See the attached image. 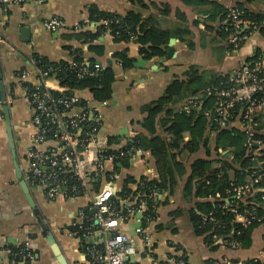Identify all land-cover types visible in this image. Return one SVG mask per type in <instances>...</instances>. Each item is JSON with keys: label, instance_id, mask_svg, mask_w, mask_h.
Masks as SVG:
<instances>
[{"label": "crops", "instance_id": "0c3cea01", "mask_svg": "<svg viewBox=\"0 0 264 264\" xmlns=\"http://www.w3.org/2000/svg\"><path fill=\"white\" fill-rule=\"evenodd\" d=\"M143 1L148 6L143 7L133 0H44L41 3L26 0L9 7L0 5V264H60L47 239L50 232L68 264H89L85 247L92 239L84 240L78 236L77 228L85 225L79 211L88 204L89 196L101 190L103 180H94L87 196L60 197L56 200L47 198L44 187L30 185L38 210V214H35L19 176H23L22 163L33 133L26 86H34L38 82L35 74L23 78L22 72L28 69L30 59L35 55L52 62L70 61L69 49L81 47L86 51V57L94 56L88 52V45H81L71 38L83 30L95 28L92 23L83 25L88 22V6L96 5L101 10L120 15L134 10L144 17L155 16L164 30L180 28L189 32L183 41L172 38L176 40L173 45L174 56L167 57L170 46L164 57L147 61L145 69L133 66L132 69L124 70L113 59L114 55L123 53L132 57L134 62L143 58L137 44H118L109 35L98 40L97 44L105 47V54L98 58L99 63L105 67L112 59L115 70L112 97L109 102L99 103L89 90L79 91L76 97L86 105L76 107L74 111L100 113L102 136L107 138L109 151L122 149L133 140L137 132L146 133L139 125L145 117L141 107L159 98L166 86L176 77L183 76L190 65L229 76L240 66L250 64L253 57L264 54V37L258 31L248 38L238 52L233 53L227 49V39L219 34L221 15H217L212 4L216 1L227 8L230 4L237 6L239 2L249 11L261 12L264 11V0H189V3L185 0ZM53 17L64 20L65 28L48 30L43 23ZM24 28H28V40L24 39ZM47 84L54 90L60 88L55 80H49ZM6 114L13 142L9 140ZM112 138L114 142H111ZM207 139L208 145L213 146L210 132ZM185 140L189 141L188 136ZM193 148L192 143L187 144V149L193 152L190 162L197 158H207L206 148L201 147L197 151H193ZM220 152L221 149L218 150ZM213 154L212 151L211 156ZM115 165L114 172L119 176L114 182L116 193L122 190L126 182L128 188L134 190L136 180L142 177L158 178L151 150L131 156L126 165L120 162L117 168ZM184 183L185 179L180 180L172 194L161 193L157 196L158 205L167 201L159 205L156 219L147 227L151 236L150 251H147L142 238L135 233L140 225L137 220H130L121 226L122 231L128 234L134 252L129 262L170 263L172 256H184L186 264H230L232 261L258 258L264 260V225L255 229L253 244L249 249L220 246L213 250L205 237L196 236L186 213L192 203L183 199ZM27 241H30L33 259L14 263L9 253L12 248Z\"/></svg>", "mask_w": 264, "mask_h": 264}, {"label": "trees", "instance_id": "16d2710c", "mask_svg": "<svg viewBox=\"0 0 264 264\" xmlns=\"http://www.w3.org/2000/svg\"><path fill=\"white\" fill-rule=\"evenodd\" d=\"M133 1L143 7L148 6L143 0ZM185 1L189 3V0ZM212 4L216 8L217 15H221L222 25L219 34L228 40L232 33L231 24L226 22L228 10L216 1ZM237 4L236 8L243 13V19L256 25L257 31L264 37V11L252 12L242 3ZM88 14V22L83 25L95 23V28L83 30L72 35L71 38L79 41L81 45H88V52L94 56L86 57V51L81 47H73L69 49L70 61L52 62L39 55L31 58L44 71L50 67L57 68L56 71L49 72V78L56 80L60 89H63L62 92L51 91L55 98L76 97L77 92L89 90L95 101L99 103L110 101L116 75L112 59L105 67L99 63L98 58L105 54V47L97 44L101 37L109 35L118 44H137L139 54L147 61H151L166 55L172 38L176 37L183 41L184 36L189 34L188 30L180 28L173 31L164 30L155 16L144 17L134 10L120 15L90 5ZM104 21L108 23L105 24ZM226 47L233 52V46L227 43ZM113 59L120 63L124 70L132 69L134 66V59L127 54L114 55ZM258 59L264 61V54L252 58L253 61ZM96 64H100L99 70L95 68ZM82 68L93 74L82 76ZM228 79V75L190 65L183 76L176 77L166 86L159 98L141 107L145 117L139 125L146 133L137 132L133 140L121 149L128 152L133 148L136 150L140 148L144 151L151 150L153 153L158 178L142 177L134 182L136 185L141 183L136 192L148 201L151 208L147 213L151 215L153 221L156 219L159 205H164L167 201L164 200L158 205L154 191H158L159 194H172L179 181L185 179L183 199L187 203H192L186 212L192 231L196 236L205 237L208 246L213 250L220 246L233 249L232 242L237 244L235 249H249L253 244L255 229L264 225L262 199L264 193L253 192L238 198L232 191L234 185L246 184L256 178L260 180L254 184L255 188H264V148L260 150L257 159L247 157L245 147L247 136L244 129L234 121L235 119L228 120L226 126L222 127L214 122V115L209 118L205 114L206 109L212 108L215 102V99L207 96L205 91L228 86ZM197 94L203 95V107L200 110L193 108L191 113L183 111L181 106L185 100ZM85 105L80 99L75 104L80 108ZM260 118L261 116L255 120L254 131L256 138L264 145V122ZM208 132L213 137V146L208 145ZM187 136L189 141L185 140ZM114 140L112 138L111 142ZM188 143H192L193 151L201 147L206 148L207 158H197L190 162L193 152L187 149ZM220 149L221 152L218 153ZM212 151L214 154L211 156ZM134 153L120 158L119 162L126 165L128 159L136 155ZM131 191L126 182L114 198L118 200L124 198ZM217 194L220 197H217ZM238 215H244L251 222L245 226L237 220ZM80 227L77 228L78 236H82L85 240L86 231L83 230L84 226ZM29 254L34 255L30 241H27L12 248L10 258L14 263L29 262L31 260ZM171 258L175 261L174 264H186L187 259L184 256ZM126 264L133 263L128 261ZM230 264H239V262L232 261ZM243 264H264V261L261 258L250 259L243 261Z\"/></svg>", "mask_w": 264, "mask_h": 264}, {"label": "built area", "instance_id": "2783aa9c", "mask_svg": "<svg viewBox=\"0 0 264 264\" xmlns=\"http://www.w3.org/2000/svg\"><path fill=\"white\" fill-rule=\"evenodd\" d=\"M25 1L0 0V5L9 7ZM29 1L41 3L44 0ZM227 10L226 22L231 24L232 30L227 42L233 46V53H236L258 28L244 20L243 13L236 6L230 4ZM43 25L48 30L57 31L65 28L66 23L61 18L53 17L45 20ZM95 68L99 70L100 64H96ZM56 70V67H50L44 71L31 59L28 69L22 72L23 78L30 74L38 78L36 85L26 86L33 133L22 163L23 180L29 186L44 187L47 198L56 200L60 197L87 196L92 182L102 179L101 190L89 196L88 204L79 211L81 220L85 222L83 230L86 231V238L92 239L86 245L85 252L89 264H126L134 252L129 236L122 231L121 226L130 220H137L140 225L135 233L142 238L147 251H150L151 236L147 227L153 220L147 213L151 208L148 201L136 192L137 187L141 186L140 182L124 198H114V182L119 178L114 172V165L126 155L133 152L144 154L146 151L140 148L128 152L121 149L109 151L107 138L102 136L103 122L99 112L76 113L77 97L52 96L51 91L54 89L47 82L53 80L49 78V72ZM92 74L86 68L81 69L82 76ZM227 83L226 87L205 91L207 96L215 99L212 108H207L205 114L209 118L214 115V122L222 127L226 126L228 120L235 119L247 136L246 156L257 159L263 144L255 136L254 125L257 117L264 116V61L258 59L240 66L229 75ZM59 91L63 89L59 88ZM203 100V95L197 94L185 100L181 108L186 113H191L193 108L200 110L204 105ZM259 180L256 178L246 184L234 185L232 191L238 198L253 192L264 193V188L254 186ZM154 195L160 194L154 191ZM217 197L220 195L217 194ZM237 220L245 226L251 222L244 215H238ZM231 247L235 249L237 244L232 242ZM28 256L33 259L31 254ZM174 263L171 259L170 264Z\"/></svg>", "mask_w": 264, "mask_h": 264}, {"label": "water", "instance_id": "95a60500", "mask_svg": "<svg viewBox=\"0 0 264 264\" xmlns=\"http://www.w3.org/2000/svg\"><path fill=\"white\" fill-rule=\"evenodd\" d=\"M23 34H24V39L28 40V28H24L22 30ZM102 40V38L100 39ZM176 40L172 39L170 41V49L167 53V57H172L175 55V50H174V47L173 45L175 44ZM146 65H147V60L144 59V58H141V59H138L134 62V66L136 68H139V69H145L146 68ZM6 123H7V131L9 133V140L10 142H13V136H12V130H11V126L9 125V119H8V116L6 114ZM21 173V172H20ZM20 176V179L22 180V184H23V189H24V192L26 193V197H27V200H28V203L30 205V207L32 209H34V212L35 214H38V210L36 209V204L34 202V199L31 195V192H30V188H29V185L23 180V176L22 174L19 175ZM45 230H46V227L44 226L43 227ZM47 239L50 243V247L52 249V252L54 254V256H56L57 260L59 261L60 264H68L67 260L65 259L64 255L62 254L58 244L56 243L55 239H54V236L53 234L50 232L48 233L47 235Z\"/></svg>", "mask_w": 264, "mask_h": 264}, {"label": "rangeland", "instance_id": "374dc122", "mask_svg": "<svg viewBox=\"0 0 264 264\" xmlns=\"http://www.w3.org/2000/svg\"><path fill=\"white\" fill-rule=\"evenodd\" d=\"M263 122H264V116H261V118H260Z\"/></svg>", "mask_w": 264, "mask_h": 264}]
</instances>
